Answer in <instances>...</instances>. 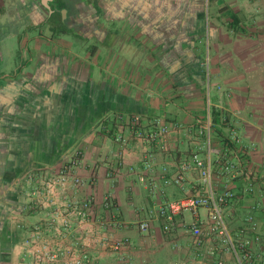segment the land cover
Masks as SVG:
<instances>
[{"label": "crops", "instance_id": "crops-1", "mask_svg": "<svg viewBox=\"0 0 264 264\" xmlns=\"http://www.w3.org/2000/svg\"><path fill=\"white\" fill-rule=\"evenodd\" d=\"M78 150V196L94 198L93 224L75 235L88 264H119L122 241L132 264H264V0H0V264H36L26 242L55 215L25 177ZM195 155L207 181L185 169ZM228 191L225 226L249 263L210 231L207 209L170 232L159 215Z\"/></svg>", "mask_w": 264, "mask_h": 264}, {"label": "built area", "instance_id": "built-area-1", "mask_svg": "<svg viewBox=\"0 0 264 264\" xmlns=\"http://www.w3.org/2000/svg\"><path fill=\"white\" fill-rule=\"evenodd\" d=\"M132 128L139 131V118L134 119ZM168 132L169 130L164 127L151 134L150 138L162 141ZM233 136L237 140L236 131L233 132ZM83 159V152L78 150L68 163L61 168L43 170L41 171L42 174L39 172L25 177V181L35 183L33 192L30 194L35 206L51 211L54 209L53 214L55 215L49 221L35 226L31 232L32 236L26 242L36 264H88L90 261L87 244L80 243L78 239L75 241L77 232L86 230L88 226L93 224L94 219V198L92 196H78L82 192L84 182L76 174V170ZM192 167L200 170L204 181L208 180L210 177L209 169L198 155H195L192 161L185 165L186 170ZM219 171L221 175L234 176L238 172V165L227 158H223L219 162ZM44 174H46V177L41 179ZM175 183L181 184L182 178H177ZM234 196L230 191L219 196L210 193H199L190 199L180 200L162 207L159 215L167 222L165 230L170 232L175 230L176 216L185 210L207 209L209 211L208 226L210 231L213 234H219L222 242L239 254L241 263H249L252 260L248 248L249 244L241 242L237 246L234 245L225 226V207ZM140 229L147 231L149 224L141 223ZM191 231L197 239H200L203 234L199 226H193ZM69 239H72L73 242L66 245ZM129 245V241H122L116 245L119 264H132L131 259L125 252ZM219 264H224V262Z\"/></svg>", "mask_w": 264, "mask_h": 264}, {"label": "trees", "instance_id": "trees-1", "mask_svg": "<svg viewBox=\"0 0 264 264\" xmlns=\"http://www.w3.org/2000/svg\"><path fill=\"white\" fill-rule=\"evenodd\" d=\"M233 23L236 25L240 23L239 19L236 16L232 17ZM221 114L220 112L213 113V123L218 124L220 122Z\"/></svg>", "mask_w": 264, "mask_h": 264}, {"label": "rangeland", "instance_id": "rangeland-1", "mask_svg": "<svg viewBox=\"0 0 264 264\" xmlns=\"http://www.w3.org/2000/svg\"><path fill=\"white\" fill-rule=\"evenodd\" d=\"M229 20V19H228ZM103 22V21H102Z\"/></svg>", "mask_w": 264, "mask_h": 264}]
</instances>
